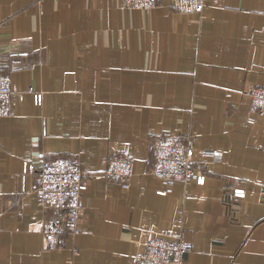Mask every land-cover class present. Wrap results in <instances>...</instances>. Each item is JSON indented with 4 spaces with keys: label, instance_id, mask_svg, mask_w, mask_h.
Returning <instances> with one entry per match:
<instances>
[{
    "label": "crops",
    "instance_id": "0c3cea01",
    "mask_svg": "<svg viewBox=\"0 0 264 264\" xmlns=\"http://www.w3.org/2000/svg\"><path fill=\"white\" fill-rule=\"evenodd\" d=\"M157 1L0 0V70L16 93L0 117V264H135L160 233L191 244L184 264H264V116L248 120L249 91L264 83V0L199 12ZM163 128L193 139L203 184L157 192L148 132ZM110 151L133 161L127 187L100 174ZM57 155L95 176L77 231L52 249L37 173L22 164Z\"/></svg>",
    "mask_w": 264,
    "mask_h": 264
},
{
    "label": "built area",
    "instance_id": "2783aa9c",
    "mask_svg": "<svg viewBox=\"0 0 264 264\" xmlns=\"http://www.w3.org/2000/svg\"><path fill=\"white\" fill-rule=\"evenodd\" d=\"M178 11H201L206 0H170ZM123 6L130 9H151L157 0H122ZM40 101L41 94L27 88ZM16 95L11 88L10 76L0 70V117L12 114L13 97ZM248 108L249 121L255 120V115L264 116V83L258 84L249 91ZM153 144V163L150 173L162 180L166 186L158 190L165 194L173 182H188L195 180L203 184L204 177L193 171L194 144L191 137H182L169 129L158 132H148ZM213 157L219 152L206 150ZM100 174L107 182L128 186L132 175L133 161L130 156L121 151L108 152L103 160ZM23 172H36L38 179L34 186L39 208L48 213L42 221L41 233L49 248H60L64 243L66 231L75 233L79 218L83 212L82 194L95 172L83 168L77 155H57L53 158H41L33 164L24 161ZM236 196L242 195L241 189H235ZM192 246L181 236L166 233L154 234L146 238L141 248L134 255L135 264H184L185 254Z\"/></svg>",
    "mask_w": 264,
    "mask_h": 264
}]
</instances>
